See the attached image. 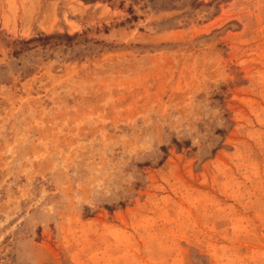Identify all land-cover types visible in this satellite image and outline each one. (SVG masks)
<instances>
[{
	"label": "rangeland",
	"instance_id": "1",
	"mask_svg": "<svg viewBox=\"0 0 264 264\" xmlns=\"http://www.w3.org/2000/svg\"><path fill=\"white\" fill-rule=\"evenodd\" d=\"M0 264H264V0H0Z\"/></svg>",
	"mask_w": 264,
	"mask_h": 264
}]
</instances>
